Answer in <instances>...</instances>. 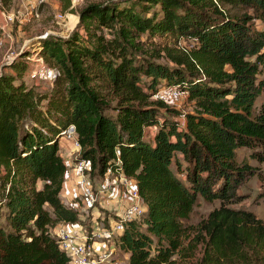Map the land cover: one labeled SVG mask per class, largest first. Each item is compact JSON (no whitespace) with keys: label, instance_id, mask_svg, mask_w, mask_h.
<instances>
[{"label":"trees","instance_id":"1","mask_svg":"<svg viewBox=\"0 0 264 264\" xmlns=\"http://www.w3.org/2000/svg\"><path fill=\"white\" fill-rule=\"evenodd\" d=\"M78 16L71 33L37 40L58 70L48 90L21 78L27 50L8 65L14 74L0 73V264H68L50 228L79 218L60 199L59 140L69 125L90 175L122 170L137 181L147 211L116 241L127 264H264V221L231 206L248 196L238 189L252 174L264 180L248 161H264V102L255 107L264 93V0L90 3ZM164 57L173 65L156 60ZM160 86L187 90L192 110L152 99ZM199 195L220 205L185 224Z\"/></svg>","mask_w":264,"mask_h":264},{"label":"rangeland","instance_id":"2","mask_svg":"<svg viewBox=\"0 0 264 264\" xmlns=\"http://www.w3.org/2000/svg\"><path fill=\"white\" fill-rule=\"evenodd\" d=\"M48 0L47 3L41 6V16L38 19L31 17L28 14L26 7L23 4V0H2L0 1V13L1 6L12 14L14 20L7 24L5 27H0V73L1 72H14L8 67L11 61L19 58L26 50L34 54L38 52L40 38L46 36H65L72 31L77 29L79 16L78 12L90 3H111L117 2L124 4L129 0H81L77 5L72 4L71 0ZM51 2V3H50ZM225 10H229L230 13L248 12L251 14L250 9L231 8L228 5L222 6ZM60 15V17H57ZM3 18L0 14V22ZM256 27H259L260 22L258 20L253 21ZM1 25V23H0ZM83 33V30H79ZM102 31L106 36H109V30L103 28ZM142 41H145V36L140 37ZM154 42L158 44L165 42L167 46L173 48L189 49L192 46V41L188 38H179L175 41L174 39L156 38ZM145 49H149V45L144 46ZM29 53V54H30ZM39 53V52H38ZM40 54V53H39ZM41 55V54H40ZM32 59H24L27 65L26 70L22 74V79L29 86L34 87L38 92H44L52 86L53 79L50 78V72L55 67L45 62L37 61V57ZM158 62H162L168 65H173L167 58L156 59ZM141 82L145 83L150 81V77L144 74H140ZM163 86H160V88ZM159 88V87H158ZM155 99V97H152ZM156 100V99H155ZM159 100V99H157ZM264 102V93H262L255 102V107H258ZM168 106L174 107L180 112H187L192 110L191 103L188 101L187 96L172 100L166 103ZM163 111V110H162ZM177 119L180 122H184L183 115H178ZM149 133H154L156 128L151 126L147 128ZM75 134L71 136H63L61 141L59 140V154L63 158L67 171L70 175H74V183L76 189L74 190V201L78 199L80 193V187L78 184L81 173H88L93 180L94 187L98 193V201L93 210L82 211L81 208H71L78 211L77 224L91 230V224L93 217L100 222V226L108 227V219L110 217H116L120 214L128 203V198L123 194V187L119 181L115 179L111 174L108 178L106 176H92L89 170L85 169V166L81 164L79 157V147L75 144ZM248 149L245 147L240 148L237 151V158L241 159L246 156ZM249 163L252 166L260 167L264 171V161L259 163L251 158H248ZM238 193L247 194L248 196L241 202L231 204L234 208H244L253 212L257 217L264 221V197H259V194H264V180L260 181L257 174H252L246 179L238 189ZM220 202L218 200L207 201L200 195L197 197V202L185 224H196L201 218L205 217L208 212L214 207H218ZM79 227V226H78ZM144 229V226H141ZM53 234V229L50 230ZM103 245H101L102 247ZM115 252L110 257L107 264H127V256L124 251L115 245ZM102 249V248H101Z\"/></svg>","mask_w":264,"mask_h":264},{"label":"built area","instance_id":"3","mask_svg":"<svg viewBox=\"0 0 264 264\" xmlns=\"http://www.w3.org/2000/svg\"><path fill=\"white\" fill-rule=\"evenodd\" d=\"M48 0H23L28 14L38 19L41 16V6L47 3ZM72 4L77 5L81 0H71ZM1 16L3 21L0 22V27H5L10 24L14 17L1 6ZM57 17H60L58 15ZM37 57V61L43 62L42 56L38 52L33 55L25 56L27 59ZM58 74L56 68L50 72V78H54ZM188 95L187 90H183L176 86H163L154 91L152 97L159 99L164 103L172 100H177ZM74 126L69 125L62 131V135H74ZM75 144L80 148L76 140ZM80 150V149H79ZM119 150L116 149V155H119ZM85 169L90 172V164L87 160H80ZM119 164V160L117 161ZM111 174L117 179L123 187V194L128 198V203L124 210L117 214L116 217L108 219V227L100 226V222L93 217L91 224L92 229L88 230L82 226L70 224L66 222H59L53 229V236L55 237L58 247L68 257V264H107L112 254L115 252L116 241L124 231V226L129 221L140 222L145 215L147 209L139 195L137 181L134 177L125 175L122 170L112 171L108 169L104 176L108 178ZM80 193L78 199L74 201L72 207L81 208L82 211L93 210L98 201V193L94 187L93 180L87 173H81L78 181ZM79 226V227H78ZM101 245H103L101 247ZM102 248V249H101ZM127 254V253H126Z\"/></svg>","mask_w":264,"mask_h":264},{"label":"crops","instance_id":"4","mask_svg":"<svg viewBox=\"0 0 264 264\" xmlns=\"http://www.w3.org/2000/svg\"><path fill=\"white\" fill-rule=\"evenodd\" d=\"M53 1H55V0H52L51 2H53ZM149 128H151V126H149ZM61 139H62V137L60 138V141H61ZM38 185H40V184L38 183ZM75 189H76V187H75V183H74V175L73 174L70 175L68 172H66L63 187H62V190L60 192V199L68 207L73 206V204H74V198L76 196H73V195H74ZM57 225L58 224H56L54 227L50 228V230L54 229ZM126 256L128 257V253L126 254Z\"/></svg>","mask_w":264,"mask_h":264}]
</instances>
